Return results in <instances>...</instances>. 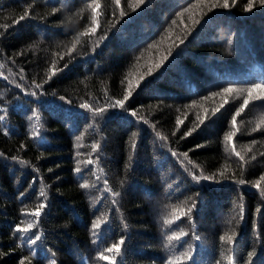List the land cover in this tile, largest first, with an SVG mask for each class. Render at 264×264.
Masks as SVG:
<instances>
[{
	"label": "trees",
	"instance_id": "16d2710c",
	"mask_svg": "<svg viewBox=\"0 0 264 264\" xmlns=\"http://www.w3.org/2000/svg\"><path fill=\"white\" fill-rule=\"evenodd\" d=\"M194 2L195 0H187V3L185 0H149L142 12L139 9L132 12L128 7L130 0H121V9L136 18L123 27H121L123 21L117 24L119 31H116L115 35L110 34L109 39L95 53L90 51L92 45L82 50L78 49V56L81 51L88 52V55L73 62L59 78H54L51 87L46 85L47 91L55 90L58 96L65 95L77 104L80 98H86L88 93L103 103L102 89H107L108 94L113 97L121 94V79L127 72L130 70L146 72L149 65L168 55L169 48L183 38L185 35L183 29L185 25L190 24L189 15L176 18L175 13L182 7H187L188 3ZM101 3L107 10L108 19L104 21V29H107L111 21V0H101ZM246 3L247 0H238V5L234 8L209 13L211 18H206L207 22L198 25L197 30L188 35L183 44L173 48L172 55L168 56L164 64L153 73V77L158 78L139 95L134 94L132 107L144 109L145 114L152 111L155 120L159 121L158 130L170 135L174 127V108L190 103L193 98H199L195 95L197 93L204 96L210 91L226 86L228 82L258 81L264 78V10L257 7L246 13L243 11ZM45 4L46 0H37L35 12L44 14L50 11L51 5L45 7ZM23 6L24 0H0V24L10 23V19L5 20V17L20 15ZM118 14L119 10L117 16ZM173 19H177L176 25H172ZM37 23L38 21L21 22L17 32L0 41V47L6 51L7 56H13L15 52L40 39L35 27ZM63 39L62 35H56L54 39L46 41V44ZM149 44L154 46L149 48ZM36 56L40 57L39 61L35 60L32 53L26 58H17V66L24 67L29 81L36 73H39L41 78L44 77V59L48 54L37 52ZM137 56L140 57L138 61ZM3 59L0 57V62H3ZM133 65L138 67L133 68ZM0 71L8 74L7 68ZM153 77L146 79L152 80ZM5 85L7 81L0 80V94L4 97L0 100V106L7 101L10 109L8 124L16 134L5 137L3 130L0 129V152L9 157L19 156L40 167L45 183L50 185L49 208L42 221L46 239L36 246L39 255L33 258V264H47L42 256L48 248L57 253L58 264H79L81 259L87 264H94L92 258L98 249L92 243L93 237L88 231L92 219L91 209L88 198L78 189L71 171L74 166L72 161L74 135H80V132L85 130L87 122L74 115L70 118L69 113L62 112L58 105H62L64 109H68L69 106L54 97H44L38 105L18 101L14 97L23 94L18 89H12L10 85L6 88ZM160 101H163L164 105H172L173 110L164 108L162 112L156 111L155 108ZM219 102L217 97L207 101L206 106L211 107ZM31 107H39L43 116L45 128L43 135L47 140L43 147L26 139L27 116L31 114ZM81 111L78 108L71 110L72 113ZM230 114L225 113V117L230 118ZM259 114V109L252 108L243 117L241 128L245 135L238 142L239 148L251 146L250 140L255 138L259 143L252 146L254 153L264 151V137L259 133L247 135L255 126ZM101 126L103 135L107 138L103 167L108 170L110 180L115 186L118 175H123V164L126 159L124 142L134 129L122 124L118 119L101 121ZM224 126L226 127V121ZM144 127L134 171L127 179L122 202V211L130 226L129 231L124 233L128 239L123 264H162L160 258L164 252L160 247L158 212L167 202L161 177L168 173L173 174L172 179L180 178L183 181L182 189H188L183 195H179V200H184L185 196L193 192H201L200 212L195 220L200 233L206 237L204 250L198 257L204 264H211L212 259L219 255V248L214 247V241L218 243V235L224 228V221L231 215L233 202L238 203L243 197L248 208V223L240 235L238 247L246 256L254 245L253 213L257 206L264 207V200L260 199L257 190L249 185L238 186L230 183L214 185L205 182L203 187L192 185L185 179L186 174H183V169L174 158L160 148L151 129ZM218 134L222 135L219 125L211 126L198 135L194 134L193 137L181 141L179 145L173 142L172 146L184 152L194 148L197 143L208 144L206 148L189 152V157L202 165L206 171H215L220 163L224 162L223 147L217 141ZM95 138L97 137L86 133L81 141L84 145L81 151L85 153L90 151L88 145ZM21 142L26 143L27 147L23 151H17ZM41 153L43 157L37 160ZM158 160L162 162V167L157 166ZM48 168H53L54 172L48 173ZM262 172L264 165L259 163L250 165L246 178L250 181L255 180ZM35 175L30 167L23 168L11 159L5 160L0 157V251L9 252L15 247V242L21 243V248L11 252V255L0 261V264H17L21 253L28 255V245L18 241V234L12 233L10 228L15 227L22 219L21 208L25 205L31 208L36 202L41 187L38 177L35 181V190L29 189L26 197L19 195L33 182ZM56 176L61 179L57 181ZM146 192L150 195H146ZM172 202L176 203V200ZM77 216L79 221L75 219ZM181 226L189 227L186 221ZM121 234L116 221L110 232L105 231V238L100 242V247H106L119 239ZM255 251L257 256L254 259H264L261 257L259 243H255ZM100 264L107 262L101 261Z\"/></svg>",
	"mask_w": 264,
	"mask_h": 264
},
{
	"label": "snow or ice",
	"instance_id": "6c2138e0",
	"mask_svg": "<svg viewBox=\"0 0 264 264\" xmlns=\"http://www.w3.org/2000/svg\"><path fill=\"white\" fill-rule=\"evenodd\" d=\"M148 2L149 0H130L128 7L132 12H136L137 9L142 12L147 7ZM185 2L187 3V0ZM57 4L59 6H56ZM49 5H51L50 11L39 14L35 12L37 0H24L22 13L18 16L5 17V20L10 19L11 22L0 24V29H2L0 41L17 32L18 26H21V22L25 21H38L35 27L40 36L38 41H34L27 48L15 52L13 56H7L6 51L0 47V57L4 58L3 62H0V69H8V74L0 71V80L7 81L6 88L10 85L12 89H18L23 94L14 97L18 101L23 100L27 104L38 105L42 98L54 97L69 106L68 109H64L62 105H58L57 107L62 112L69 113L70 118L74 115L87 122L85 130L80 132V135H74L72 156L74 166L71 171L78 189L88 198L91 209L92 219L88 231L93 237L92 243L98 249L92 258L94 264H100L101 261H106L107 264H123L125 245L128 239L124 233L129 231L130 226L124 211H122V202L127 179L134 171L139 140L145 131L144 126L151 129L160 148L174 158L175 162L183 169V174H186L185 179L189 180L192 185L203 187L205 182L214 185H224L225 183L238 186L249 185L256 189L260 199L264 200V172L255 180L250 181L246 178L250 165L257 163L264 165V151L254 153L252 146L259 143L255 138L250 140L251 146L238 147L240 138L245 135L241 128L243 117L252 108L259 109L260 114L255 126L247 132V135L259 133L264 137V78L258 81L228 82L226 86L210 91L208 95L195 94L199 98H193L190 103L174 108V127L171 129L170 135L158 130L159 121L155 120L152 111L145 114L144 109L132 107L134 94L139 95L153 83L154 79L158 78L153 77V73L164 64L168 56L172 55L173 48H178L180 44H183L188 35L197 30L198 25L207 22L206 18H211L209 13H213L214 10L234 8L238 5V0H195L194 3H188L187 7H182L180 11L175 13V17L182 18L188 14L190 24L185 25L183 29L185 35L179 39L178 43H174L169 48L168 55L160 57L149 65L146 72L131 70L127 72L121 79V94L113 97L108 94L107 89H102L104 91L103 103L88 93L86 98H80L78 104L72 99L66 98L65 95L58 96L55 90L47 91L45 86L51 87L54 78H59L70 68L73 62L88 55V52L81 51L78 56V49L82 50L88 45H92L90 51L95 53L109 39L110 34L115 35L116 31H119L116 27L117 24H121L123 21L121 24L123 27L124 24L133 21L136 17L121 9V0H111V21L108 28L104 29V21L108 19V15L101 0H46L45 7ZM257 7L264 10V0H247L243 6V11L248 13ZM117 10H119L118 16ZM176 23L177 19H173L172 25H176ZM53 29L62 31L55 32ZM56 35H62L64 39L46 44V41L50 38L54 39ZM42 45L44 47H41ZM153 46V44L148 45L149 48ZM37 52L48 54L44 59V77L41 78L39 73H36L29 81L24 67L17 66V58H26L29 53H32L35 60L39 61L40 57L36 56ZM139 59L140 57L137 56L136 60ZM137 67L138 65H133V68ZM146 77H153V79L147 80ZM217 97L220 100L218 104L211 107L206 106L207 101ZM3 99V95L0 94V100ZM72 108H78L82 111L72 113ZM164 108L173 110L172 105H164L163 101L157 104L155 110L162 112ZM9 111L8 103L5 101L4 105L0 106V129L3 130L5 137L16 134L11 125L8 124ZM30 112L31 114L27 116L26 139L43 147L47 144V140L43 135L45 128L41 110L39 107H31ZM228 112L231 113L230 118L225 117V113ZM106 119H118L122 124L134 129L124 142L126 159L123 164V175H118L115 186L110 180L108 170L103 167L107 138L103 135L101 121ZM224 121H226V127ZM217 125L222 132V135L218 134L217 141L223 147L224 162L220 163L215 171H206L202 165L195 163L189 157V152L206 148L208 144L197 143L194 148L184 152L172 146L173 142L179 145L181 141L193 137L194 134L198 135L205 129ZM86 133L97 138L92 139L88 145L90 151L85 153L81 151L84 147L81 141ZM26 147L27 144L21 142L17 151H23ZM0 157L5 160L11 159L23 168L30 167L31 171L36 174L28 188L20 192V197H26L29 189L35 190L37 177L41 184L35 204L31 208H28L27 205L22 207L20 211L22 219L15 227L10 228L12 233L18 234V241L28 245V255L21 253L17 264H33V258L39 255L36 246L46 239L42 221L43 217L47 215L46 210L49 208L48 190L50 185L45 183L40 167L31 164L30 161L16 155L5 156L2 152H0ZM42 157L43 153L37 157V160ZM165 159H167L166 155ZM156 163L157 166L162 167L161 161L158 160ZM234 164L236 167H233ZM47 172L53 173L54 169L48 168ZM172 175V173H168L161 177L167 202L160 207L158 212L161 235L160 247L164 252L160 259L162 264H204L198 257L202 255L206 237L200 233L195 220L200 212L201 192H193L191 195L185 196L184 200H179V195H183L188 189H182L183 181L180 178L172 179ZM60 179L59 176H56L57 181ZM94 192L99 194L93 195ZM145 194L150 195L148 192ZM174 199L176 203L172 202ZM20 202L23 204L22 200ZM230 212L231 215L224 221V228L218 235V243L214 241V247L219 248V255L212 259L211 264H264V259H254L257 256L255 243L260 244L261 257H264V207L257 206L253 213L254 245L246 256L238 247L240 235L248 223V208L243 197L239 199L238 203L233 202ZM75 219L79 221L78 216ZM116 221H118L122 234L119 239L101 248L100 242L105 238V231L110 232ZM185 221L189 227L181 226ZM20 248L21 243L15 242V247L11 248L9 252L0 251V261ZM56 255L55 251L48 248L42 259H45L47 264H58ZM79 264H87V262L81 259Z\"/></svg>",
	"mask_w": 264,
	"mask_h": 264
}]
</instances>
